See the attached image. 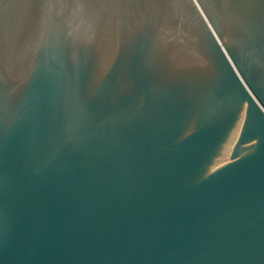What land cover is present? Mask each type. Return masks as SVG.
<instances>
[{
	"label": "water",
	"instance_id": "95a60500",
	"mask_svg": "<svg viewBox=\"0 0 264 264\" xmlns=\"http://www.w3.org/2000/svg\"><path fill=\"white\" fill-rule=\"evenodd\" d=\"M0 264H264V0H0Z\"/></svg>",
	"mask_w": 264,
	"mask_h": 264
}]
</instances>
